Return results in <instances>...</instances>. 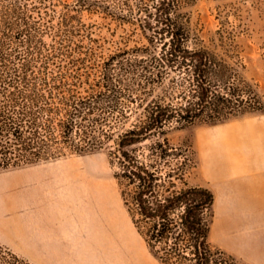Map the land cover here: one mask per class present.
<instances>
[{"label": "trees", "instance_id": "obj_1", "mask_svg": "<svg viewBox=\"0 0 264 264\" xmlns=\"http://www.w3.org/2000/svg\"><path fill=\"white\" fill-rule=\"evenodd\" d=\"M194 1L137 0L139 25L150 31L145 55H113L92 76L87 59L76 54L79 29L68 12L54 27L48 10L0 0V170L111 141L124 206L160 264H243L210 244L214 195L189 183V151L166 137L170 129L264 109L257 86L243 75L232 31L216 30L218 43L191 33L181 9ZM177 156L182 165L165 168ZM24 261L0 246V264H30Z\"/></svg>", "mask_w": 264, "mask_h": 264}, {"label": "rangeland", "instance_id": "obj_2", "mask_svg": "<svg viewBox=\"0 0 264 264\" xmlns=\"http://www.w3.org/2000/svg\"><path fill=\"white\" fill-rule=\"evenodd\" d=\"M28 1L42 12L48 10L49 16L45 18L50 19L49 25L54 27L59 25L64 12L72 16V25L79 29L73 40L76 54L80 52V56L87 59L88 71L92 76L99 73L102 63L109 57L120 53L126 59L140 58L150 44V31L144 32L137 20L144 18V14L137 11V0ZM181 12L188 20L191 33L205 43L220 42L216 30L221 27L232 31L233 44L237 45L245 66L243 75L257 86L264 102V0H195L185 5ZM35 14H39L37 9ZM52 32L51 29L43 36L45 42H51ZM135 116L134 113L130 116L126 127ZM166 137L178 149H188L192 159L189 183L207 187L214 195L209 215L210 228L213 229V233L209 232L210 244L248 264L237 250L232 251L230 245L216 234L218 221L216 232L213 225L217 219L216 206L219 209L221 205V189L227 192V199L235 204L234 217L238 224L247 220V209L253 207L251 200L264 197V109L221 122L196 123L170 129ZM148 143L146 141L139 147ZM111 144L110 141L94 150L0 170V190L15 193L46 178L55 185L58 196L70 199L71 208L76 207L77 202L84 214L86 207L94 206L112 215L119 228L118 255L121 258L124 255L127 264H158L147 246L145 249L140 243L136 229L133 230L131 225L132 220L115 177L118 167L109 155ZM206 146H209L212 158L218 160L217 168L206 167ZM168 162L169 166L165 168H177L182 165L183 157H169ZM210 172L225 180L213 183ZM250 219L253 220V217ZM121 258L118 261L120 264Z\"/></svg>", "mask_w": 264, "mask_h": 264}, {"label": "crops", "instance_id": "obj_3", "mask_svg": "<svg viewBox=\"0 0 264 264\" xmlns=\"http://www.w3.org/2000/svg\"><path fill=\"white\" fill-rule=\"evenodd\" d=\"M210 178L213 183L225 180L214 172ZM220 192L216 234L246 263L264 264V197L251 200L247 220L238 224L234 202L226 191ZM70 204L46 178L15 193L0 190V245L30 264H120L119 228L112 215L94 206L86 207L84 214L77 202L74 208ZM131 225L134 230L132 221ZM125 231H129L126 225ZM120 260L127 264L124 255Z\"/></svg>", "mask_w": 264, "mask_h": 264}, {"label": "bare ground", "instance_id": "obj_4", "mask_svg": "<svg viewBox=\"0 0 264 264\" xmlns=\"http://www.w3.org/2000/svg\"><path fill=\"white\" fill-rule=\"evenodd\" d=\"M205 150H207V152H208V165L206 166L207 168H217L218 167V160L216 161V160H214L213 158H212V156L210 155V152L208 151L209 150V146H206V149ZM209 171V170H208ZM207 171V172H208ZM211 173L212 172H210L209 174L211 175ZM216 223L217 222H215V224L213 225V227H214V232H216L215 231V225H216ZM212 225H211V227H212ZM211 231H212V233H213V229L211 228ZM211 231H210V233H211Z\"/></svg>", "mask_w": 264, "mask_h": 264}]
</instances>
